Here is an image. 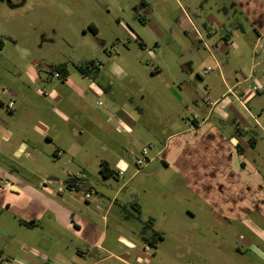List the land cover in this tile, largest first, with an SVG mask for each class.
Masks as SVG:
<instances>
[{
    "label": "rangeland",
    "instance_id": "obj_1",
    "mask_svg": "<svg viewBox=\"0 0 264 264\" xmlns=\"http://www.w3.org/2000/svg\"><path fill=\"white\" fill-rule=\"evenodd\" d=\"M227 8L218 6L216 0H25L22 6L11 9L0 0V98L4 100L0 110L11 117L5 103L12 100L16 113H22L25 105L31 106L29 112L55 115L58 124V119L63 120L59 115H66L78 131L86 128L88 132L81 131L78 142L81 148L76 160L72 159L69 155L73 152L66 148L72 139L63 135L69 133L66 129L70 124L61 121L59 158L53 154L52 162L48 163L40 157L35 168L25 158L20 162L24 163L23 167L30 164L33 170L50 167L41 174L49 176L52 172L57 178L54 183L65 193L70 189L66 187L68 176L62 169L89 182V190L98 195L85 198L88 188L74 193L82 195L84 201L80 203L84 206L101 199L97 220L105 231L103 247L123 255L119 262L114 257L103 258L107 253H96L95 248L88 253L78 252L76 242L56 228L55 232L48 230L46 220L28 227L30 223L21 219L12 221V215L3 212L0 222L12 228L9 233L22 237L46 258L37 260L31 252L10 249L8 238L3 237L0 244L5 245L4 249L13 250L12 254L22 259H13L9 251L3 250L0 264H55L53 258L57 264H74L70 261L73 254L78 255V264H264V259H259L250 249L245 250V242L255 237L239 223L229 219L225 223L215 216L203 199L186 189L185 179L172 166L164 164L157 152L170 125L191 123L193 119L192 112L176 101L180 92L167 91L171 82L190 78L194 81L190 93L195 91L204 98L203 80L218 79L221 74L227 77L229 71H241L246 76L251 70L255 77L264 73V54L256 45L257 34L252 23L241 19L235 28L232 9L230 12ZM210 12L218 22L205 17ZM186 15L192 23L183 21ZM225 31L230 50L219 70L209 60L206 49L213 48V42ZM198 33L202 38H198ZM254 56L258 64L251 69ZM187 61L194 64L193 70L181 68ZM58 66L65 68L64 82L62 75L55 76L56 71L60 73ZM80 68L85 70V75ZM32 74L36 80H32ZM88 85L95 92L86 90ZM139 89L145 91L144 96H140ZM10 90L15 95H9ZM53 91L59 103L53 99ZM152 96L157 100L151 101ZM204 100H200L203 107ZM46 101L52 105L45 109ZM155 101H158L156 105ZM109 102L113 105L109 106ZM250 102L255 121L262 128L252 124L253 131L247 137L253 138L254 148L249 149L248 156L255 159L257 169L264 173V87ZM138 106L142 114L135 126L126 133L111 128L112 124L118 125V130L123 126L118 120L110 119V115L118 116L121 107L134 113ZM192 108L196 107L190 102ZM107 118L109 126L103 123ZM12 121L15 122L13 118ZM89 121L94 122L91 128ZM12 127L20 133L19 137L32 138L36 132L34 129L28 136L22 134L20 123H13ZM224 128L226 133H232L227 124ZM33 142V147L41 153V146L53 148L39 140L37 133ZM0 145H3L1 139ZM68 158L64 165L63 160ZM121 158L128 162L127 168L115 167ZM164 159L171 163V153L167 152ZM0 161L10 167L7 161ZM106 161L112 173L105 177L99 170ZM16 169L27 177V168ZM127 178L132 179L114 200L118 186ZM71 206L78 207L76 203ZM248 218L254 225L264 227L256 212ZM148 220L162 236L153 245L142 239ZM146 230L150 235L151 230ZM118 236L133 247L117 242ZM42 237L51 244L44 245Z\"/></svg>",
    "mask_w": 264,
    "mask_h": 264
},
{
    "label": "crops",
    "instance_id": "obj_2",
    "mask_svg": "<svg viewBox=\"0 0 264 264\" xmlns=\"http://www.w3.org/2000/svg\"><path fill=\"white\" fill-rule=\"evenodd\" d=\"M216 1L222 7H227L231 4L228 9L231 8L235 12V22L233 23L235 28L239 26L241 19H246V21L252 23L253 29L257 34L256 45L261 47L264 54V0ZM24 2L25 0L12 1L9 7L11 9L20 7ZM205 17L210 22H218L217 17L211 12ZM183 21L192 23L187 15L183 18ZM227 34L228 32L225 31L219 40L213 42V48L206 49L209 54V60L216 64L219 70H221L222 64L226 62V56L230 50L227 45L229 41V35ZM198 36L199 39L202 38L200 33H198ZM231 44L234 43L231 42ZM253 53L256 55L255 51ZM185 63L181 68L185 67L189 71L193 70L194 64L191 61ZM257 64L258 61H255V56L254 58L252 57L251 69ZM239 74L242 77L238 78ZM252 74L251 70L246 76L241 71H229L227 77H223L221 74V78L203 80L206 82V91L204 90L206 96L204 98L200 97L195 91L190 93L191 82H194L190 78L173 81L170 85H167V91L180 92L177 94L178 100L176 99V101L188 112H192L193 119L191 123L186 121L182 125H170L169 132L163 141V146L157 152L166 165L172 166L176 173L185 179L186 189L203 199L205 204L213 209L215 216L217 215L224 222L229 219L245 227L255 237V239L245 242V250L250 249L254 255L259 256V259H264V227L260 228L254 225L248 218L253 212H256L261 220L264 221V173L257 169L255 159L248 156L249 149L254 148V140L251 137H247L248 132L253 131V123H256L259 127L261 126L258 121H255L257 119H255L251 110L250 101L254 98L255 93L257 94L264 87V73L257 77ZM31 77L32 80H36L35 75L33 76L32 74ZM91 87L88 85L85 88L91 93L95 92ZM53 92V99L56 103H59L60 99L57 93ZM139 92L140 96H144L145 91L139 89ZM8 94L11 96L15 95L12 90ZM152 97H150L151 101L156 99L155 96ZM200 100H204L205 107L201 106L202 102ZM9 101H6L5 104L7 105ZM157 102L155 101V105ZM190 102H192V106L196 107L195 109H190ZM3 104L4 100L0 98V107ZM51 105L48 101L43 103L45 109ZM110 105L113 104L109 102ZM23 108L22 113H16L13 107L11 109L6 107L10 111L11 117H8L5 112L0 110V139L3 141L2 147L0 145V159L7 161L10 165V167L3 166V162L0 161V216L3 212L10 213L13 217L12 221L21 219L30 223V225H26L28 227H34L38 220H46L49 226L47 227L48 230L55 232L54 228H56L60 234L62 232L67 234L72 241L76 242V251H87L88 253L90 249L93 251L95 248L96 253H107L103 258L114 257V259L122 262L123 258L121 256L123 255L120 256L114 251L103 247L105 231L101 229L97 220L98 216H100L98 208L101 204V199L94 200V205L84 206L81 204L84 201L82 195L77 196L74 193V188H69L70 191L67 193L62 192L60 190L61 187L54 183L57 178L54 177L55 175L52 172L49 173V176L41 174L46 169H51L50 167H44V169L41 167L39 170L34 169L36 171L34 172L30 166L31 164L34 167L40 157H43L48 163L52 162L50 157L53 154L56 158H59L62 150L59 145L61 143L59 141L60 134L58 135L59 132H62L60 130L61 121L70 124V128L66 129L69 133L63 132V135H69V138L72 139L66 148H68L69 152H73L69 155L71 156L70 158L76 160L81 148L78 145L81 131L88 133L85 130L86 128L78 131L75 128L76 125L75 127L72 126L71 118L66 115H59L63 120L58 119V124L55 115L44 116L40 114L39 116L35 111V113L29 112L33 107L25 105ZM133 112L126 111L124 107H121L118 116L113 115L114 118L111 115L109 116L110 119L118 120L123 126L119 130L117 129L118 125L110 124L109 118L102 122L105 125H111V128H115L118 132L126 133L132 126L137 124L142 114V108L138 106V111L133 109ZM176 115L178 117L181 116L179 114ZM12 118L15 122L12 121ZM13 123H20L23 126L22 134L28 136V133L35 129V134L37 133L39 140L41 138L47 145H52L53 148L48 150L41 146L40 150H43L41 153V151L33 147L35 134L32 138L31 136L28 138L19 137L20 133L16 132L12 127ZM93 123L92 121L88 122L89 128L92 127ZM225 124H227L228 129H232V133H226ZM167 152L171 153L172 156V162L169 164L164 159ZM22 158H25L30 163L27 167H23L24 163L20 162ZM68 160L69 158L64 159L63 164L67 165ZM108 164L106 161L104 166L106 174L109 171ZM15 166L18 170L27 168V177L22 171H17ZM115 167L119 169L127 168L128 162L121 158ZM62 171L67 176L73 175L68 169H62ZM32 174L36 175L37 178H29V176H33ZM75 177L80 180V184L77 187L78 190L86 188L89 190L91 188L90 183L84 178ZM129 179L131 180L132 178H127L125 182L118 186L113 195L114 200L116 199V194L126 188L125 185ZM96 194L98 195L95 191V194L91 196ZM74 203L77 204V208L71 206ZM111 203L110 201L106 205V210L110 208ZM104 218L105 216H102L103 220ZM9 231H12V228L0 222V240L3 237H7L10 249L17 248L23 252H31L35 256L34 259L37 260L46 258V255L39 254L35 251L36 249L23 241L22 237L10 234ZM40 240L44 242V245L45 243L51 244V241H46L44 237ZM117 242L122 245L126 244L131 248L133 247L131 242L125 241L121 236L117 237ZM44 245H41V247ZM78 246L84 249H79ZM4 247L5 245L1 243L0 254L3 253V250H6L14 256L13 259H22L19 257L20 255L12 254L14 253L13 250L4 249ZM78 258V255L74 256L73 254L70 257V261L78 264ZM53 262L57 264L54 258Z\"/></svg>",
    "mask_w": 264,
    "mask_h": 264
},
{
    "label": "trees",
    "instance_id": "obj_3",
    "mask_svg": "<svg viewBox=\"0 0 264 264\" xmlns=\"http://www.w3.org/2000/svg\"><path fill=\"white\" fill-rule=\"evenodd\" d=\"M93 27V31L94 33L96 32L94 26ZM93 63V62H92ZM59 68L60 70V74L62 75V80H64L63 78L66 77V71H65V68L63 66H58L57 69ZM81 71V73H83V75L86 74L85 70L80 68L79 69ZM164 164H166L164 161H163ZM100 173L103 175V176H108L109 174L112 173V171L109 169L108 173L106 174L105 171H104V166L100 168ZM65 184H66V187L68 188H74L75 190H78V185L80 184V180L78 178H76L74 175H69L68 176V179L65 181ZM153 223L151 221H147V224L145 225V231H143L142 233V239L143 241L145 242H149V244L153 245L154 242L156 241L155 239L158 238V239H161L162 236L160 235V232L154 230L153 228ZM149 228L151 230V234L148 235L146 233V229ZM155 240V241H154Z\"/></svg>",
    "mask_w": 264,
    "mask_h": 264
},
{
    "label": "built area",
    "instance_id": "obj_4",
    "mask_svg": "<svg viewBox=\"0 0 264 264\" xmlns=\"http://www.w3.org/2000/svg\"><path fill=\"white\" fill-rule=\"evenodd\" d=\"M60 75H61V74H60L58 71L55 72V76H56L57 78H59ZM6 107H7L8 109H11V108L13 107V102H12V100H10V101L7 103ZM142 151L145 152V149L143 148ZM119 173H121V171H120ZM89 189H90V188H89ZM88 191H89V193H85V194H84L85 198H88V197H90V196L93 194V190H88Z\"/></svg>",
    "mask_w": 264,
    "mask_h": 264
},
{
    "label": "flooded vegetation",
    "instance_id": "obj_5",
    "mask_svg": "<svg viewBox=\"0 0 264 264\" xmlns=\"http://www.w3.org/2000/svg\"><path fill=\"white\" fill-rule=\"evenodd\" d=\"M218 4V3H217ZM230 6H227V7H231V4H229ZM218 6H221L220 4H218ZM222 7V6H221ZM228 9V8H227ZM229 10V9H228ZM230 11V10H229ZM224 12H226V14H228L227 16H229V13H228V11H225L224 10ZM231 12V11H230ZM232 15H233V17L235 16V12L232 10ZM226 16V17H227Z\"/></svg>",
    "mask_w": 264,
    "mask_h": 264
},
{
    "label": "water",
    "instance_id": "obj_6",
    "mask_svg": "<svg viewBox=\"0 0 264 264\" xmlns=\"http://www.w3.org/2000/svg\"><path fill=\"white\" fill-rule=\"evenodd\" d=\"M6 4L11 5L12 0H4Z\"/></svg>",
    "mask_w": 264,
    "mask_h": 264
}]
</instances>
